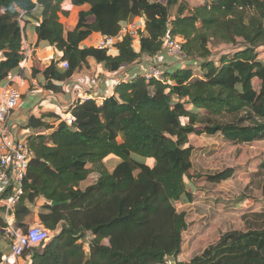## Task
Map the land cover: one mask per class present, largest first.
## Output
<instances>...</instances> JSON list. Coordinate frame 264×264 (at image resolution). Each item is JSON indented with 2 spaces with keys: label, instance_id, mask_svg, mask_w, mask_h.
I'll use <instances>...</instances> for the list:
<instances>
[{
  "label": "trees",
  "instance_id": "trees-1",
  "mask_svg": "<svg viewBox=\"0 0 264 264\" xmlns=\"http://www.w3.org/2000/svg\"><path fill=\"white\" fill-rule=\"evenodd\" d=\"M185 1L0 0V84L23 62L29 25L38 42L55 46L69 64L60 70L53 62L43 72V87L53 93L62 90L53 81H68L89 58L116 73L143 56L166 53V39H180L187 59L182 69L158 65L161 81L136 76L118 83L112 97L72 106V127L60 123L47 137L28 138L35 159L14 209V227L27 233L32 207L43 198L39 220L54 235L28 250L32 264H168L174 255L178 261L184 234L196 227H190L188 213L194 214L200 197L191 137H221L234 145L264 141V0ZM65 3L88 6L70 31L60 22V15L69 16ZM136 17L146 24L138 39L124 38L108 50L81 49L93 33L115 36ZM212 46L231 50L215 61ZM42 120L33 123L48 127ZM109 157L120 160L112 173L104 165ZM93 171L98 176L83 185ZM235 173L227 168L206 179L220 185ZM7 227L0 206V242ZM4 257L0 247V264ZM177 264H264V226L227 232Z\"/></svg>",
  "mask_w": 264,
  "mask_h": 264
},
{
  "label": "crops",
  "instance_id": "crops-1",
  "mask_svg": "<svg viewBox=\"0 0 264 264\" xmlns=\"http://www.w3.org/2000/svg\"><path fill=\"white\" fill-rule=\"evenodd\" d=\"M65 4L67 5L68 3ZM69 8V16L65 17L60 15V22L67 30L70 31L74 29L78 22L79 12L87 10L88 6L81 8L72 6ZM137 18L138 17H136L134 21H136ZM70 19L75 20V22L73 25L69 26L68 23ZM94 21L95 19L93 17L88 19L89 23H93ZM101 37V33H93L81 44V49H97V44ZM24 41L25 47L29 50L31 55L26 65L20 64L19 68L9 73L15 77L14 82L11 84L20 91L22 99L16 111L12 114L8 125L15 131L18 138L23 139L26 142L31 136L47 137L57 129L61 123L60 117L57 119L55 117L49 118L46 116L55 115L58 117L67 112L70 106L75 102L74 90L78 87L95 88L104 100L114 96L118 83L123 80H132L136 76H143L149 61H153L154 64L160 65L161 68L168 70L182 69L187 65L179 63L175 60L173 62H169V56L164 53L157 58L143 56L139 59V61L131 66H126L116 73H108L104 65L98 64L94 59L89 58L87 63L83 65V67L68 81L64 83L53 81L56 86H59L62 89L59 93H53L43 87L47 84L45 78L43 77V72L53 62H57L58 68L63 70L60 67V64L63 62L64 54L57 50L55 46H52L47 42H38L36 29L33 25H29L26 28ZM139 49L140 45L138 44V47H135L136 52H138ZM165 56L168 57L166 58ZM145 57L147 58L144 60ZM140 67H142V70L139 69ZM7 83V79H5L0 84V91ZM34 119H43L42 121L48 124V127H42L40 123H33ZM108 161H112L114 164L111 167H107ZM118 163L119 162L113 157H109L104 161V165L110 173L113 172ZM89 168L93 170L92 165H89ZM95 176H98V174L93 171L89 179L83 183V185L88 186L93 183L91 178H94ZM1 193L2 192L0 190V197ZM1 202L2 201H0V206H2ZM45 204L46 201L43 198L37 199L35 206L32 207L33 215L28 219L29 227H43L39 220V214L42 206ZM0 247L3 251H5V257H9V245L2 241L0 242ZM32 261L33 254L29 251L24 254L22 258H11L8 264H32Z\"/></svg>",
  "mask_w": 264,
  "mask_h": 264
},
{
  "label": "rangeland",
  "instance_id": "rangeland-1",
  "mask_svg": "<svg viewBox=\"0 0 264 264\" xmlns=\"http://www.w3.org/2000/svg\"><path fill=\"white\" fill-rule=\"evenodd\" d=\"M185 2L190 6L195 4L193 0ZM74 22L75 20L70 19L69 26ZM138 44L139 41L136 40V48ZM212 49L215 61L220 59L219 53L231 50L228 46H212ZM261 57H264V52ZM168 59L169 62L175 60L181 63L178 58L169 56ZM139 69L142 70V67ZM254 86L258 89L259 84L255 83ZM191 144L195 148L193 184L200 197L199 205L196 206L195 212H192L194 214L188 213L187 217L190 227L193 225L196 227L193 231L184 234L182 253L176 264L189 262L205 249L216 244L227 232L245 231L258 225L264 226V169L261 168L264 162V141L234 145L221 137L192 136ZM115 160L120 162L118 158ZM141 161L153 163L150 160ZM113 164L112 161H108L107 167ZM227 168L236 170L231 180L220 185H213L207 181V176ZM242 201H246L247 205L238 207L237 205ZM9 241L5 236L4 242L9 244ZM167 263L170 264L168 261Z\"/></svg>",
  "mask_w": 264,
  "mask_h": 264
},
{
  "label": "built area",
  "instance_id": "built-area-1",
  "mask_svg": "<svg viewBox=\"0 0 264 264\" xmlns=\"http://www.w3.org/2000/svg\"><path fill=\"white\" fill-rule=\"evenodd\" d=\"M146 30V24L142 17H138L136 21L124 25L115 36L102 35L98 41L97 49L108 50L124 38L133 37L138 39L139 34ZM182 40L180 39H166L164 48L166 54L174 59H179L181 63L187 64L186 56L182 49ZM30 52L23 43V65H26ZM147 57L144 58V60ZM60 67L63 70L69 68L66 61L61 62ZM143 77L146 80H162V72L157 64L149 61L148 66L144 72ZM15 77L9 74L7 76V84L0 91V190L1 196L8 191L5 199L2 200L1 205L4 208V216L8 227L4 230L6 236L10 240V256L4 257L1 264H8L11 258L19 259L31 248H38L47 244L51 238L52 233L43 227H30L27 233H23L14 227V209L19 203L21 197L24 195V179L30 167L31 162L35 159V154L29 147L28 143L17 137L14 130H12L8 122L12 114L18 108L22 95L20 91L11 83L14 82ZM129 79L128 81H130ZM126 81V80H123ZM122 81V82H123ZM75 102L70 106L67 112L63 114L61 123L72 127L77 119L74 116L71 108L77 104H83L88 100L103 101V97L95 88L78 87L74 90Z\"/></svg>",
  "mask_w": 264,
  "mask_h": 264
},
{
  "label": "water",
  "instance_id": "water-1",
  "mask_svg": "<svg viewBox=\"0 0 264 264\" xmlns=\"http://www.w3.org/2000/svg\"><path fill=\"white\" fill-rule=\"evenodd\" d=\"M57 205H62V203H56V202H53V203H52V206H57ZM167 261H168L170 264H176V255L167 258Z\"/></svg>",
  "mask_w": 264,
  "mask_h": 264
}]
</instances>
